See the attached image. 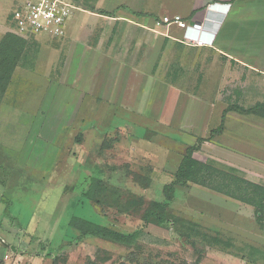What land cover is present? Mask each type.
Listing matches in <instances>:
<instances>
[{
  "label": "rangeland",
  "instance_id": "1",
  "mask_svg": "<svg viewBox=\"0 0 264 264\" xmlns=\"http://www.w3.org/2000/svg\"><path fill=\"white\" fill-rule=\"evenodd\" d=\"M21 1L0 0V39L16 30L12 12ZM65 1L149 11H74L63 35L22 37L17 65L8 78L0 74V256L19 264H264V211L252 214V227L234 222L245 228L230 229L228 250L217 249L221 235L206 233L219 223L196 216L207 228L188 227L190 201L173 199L163 224L144 220L181 159L174 141L182 103L196 95L217 114L233 102L222 72L239 67L179 42L181 28L155 27L146 15L159 2L161 17L193 0ZM72 18L78 25L68 32ZM247 116L253 121L239 131L228 120L229 130L264 143V113ZM164 137L173 141L162 159L156 144ZM93 177L105 183L98 203L84 195ZM72 216L136 233L125 241L84 235Z\"/></svg>",
  "mask_w": 264,
  "mask_h": 264
},
{
  "label": "crops",
  "instance_id": "2",
  "mask_svg": "<svg viewBox=\"0 0 264 264\" xmlns=\"http://www.w3.org/2000/svg\"><path fill=\"white\" fill-rule=\"evenodd\" d=\"M109 1L114 2V0ZM213 3L220 5H212ZM74 5L75 8L71 12L84 14L89 11L85 6H92L107 12H112L119 6L116 12L125 10L130 14L135 11L142 13L149 11V9L143 10L142 8L132 9L122 1L108 8L98 6V4H87L84 7ZM156 7H160V2ZM156 7L150 9V14L156 15L154 19L159 17V14L155 13V10H158ZM179 7L183 9L182 13L178 12L180 9L177 7L172 14H179L185 19L189 17L197 22H202L206 16L218 20V23L208 25L210 30L214 31L211 45L187 44L183 40V32L182 38L178 41L195 50L210 51L224 62L239 67L238 69L226 66L223 68L222 73L226 76L224 89L231 93V97L234 96L233 102L228 104L229 107L238 105L247 109L263 102L264 0H193L190 4ZM164 12H167V9ZM172 14L163 13L162 15ZM81 18L77 19L82 21L83 18ZM74 19H71L66 31H72L78 25L75 23L77 19ZM203 36L208 38L209 35L203 33ZM230 79L231 82H229ZM225 111V109L220 110L216 114L215 105L212 102L191 95L181 105L176 129L177 140L174 141L178 151L177 155L180 158L185 154L187 147L196 145L197 148L193 151L192 157L198 161L200 167L197 181H189L185 186H177L175 202H182L186 206L189 205V201L191 202L193 217L189 219L183 216L186 218L187 225L207 228L196 221V216H200L222 226L223 230L219 228L206 231L207 234L221 235L223 246L215 247L220 250H228L224 246L234 244V240L231 239L233 233L230 229L253 226L254 216L259 215V212L255 213V211L261 209L264 203V143L255 138L252 139L251 135L241 137L242 135L236 132L239 131V127H243V121L247 124L253 121L251 116H247L249 114H239L233 110ZM228 120L236 123V131L229 130ZM220 126L222 130L215 132ZM162 140L165 144L160 143L156 146L162 148L161 158L163 159L168 154L170 142L173 140L168 142L165 137ZM80 145L82 146V143ZM164 184L160 182L161 193ZM252 214H254L253 217ZM241 219L246 221L247 226L243 227V225L234 223Z\"/></svg>",
  "mask_w": 264,
  "mask_h": 264
},
{
  "label": "trees",
  "instance_id": "3",
  "mask_svg": "<svg viewBox=\"0 0 264 264\" xmlns=\"http://www.w3.org/2000/svg\"><path fill=\"white\" fill-rule=\"evenodd\" d=\"M91 12L99 13L102 15H109V12L103 9H97L92 6H85ZM137 16L145 13L142 12H135ZM152 17L155 15L146 14ZM24 35H20L15 29L13 32H7L3 35L0 39V74L1 77L8 78L10 76V72L14 69L17 65L22 53H24V42L25 40L22 38ZM4 85H2L1 89H4ZM226 110H233L237 111L240 114H256V113H264V101L255 104L250 108H243L238 105H233L228 107ZM221 128L218 127V130ZM197 148V146H189L185 150V154L180 160L174 174L173 179L168 183H165L162 187V195L163 199L159 200H151L149 203V209L146 210L144 220H153L157 224H163L164 221H167L165 218V212L167 207L171 204L174 199L175 191L177 186H185L189 181H197L200 167L198 161H196L192 157L193 151ZM92 183L88 189L84 191V195L88 196L90 199L94 200L95 202H99L98 194L101 193L102 188L104 186V181L102 178H92ZM261 209L258 210L259 215L264 211V203L260 207ZM158 209L160 214L158 215L156 212ZM69 224L74 228L79 229L80 233L84 235H92V236H100L104 238H112L118 241H125L128 237H132L136 231L126 234L120 231L114 230L110 227L99 225L95 223H90L85 221L84 219H80L79 217L72 216L70 219ZM179 224V223H178ZM180 225V224H179ZM189 228H195L193 225L188 224ZM192 229V230H193ZM131 239V238H129Z\"/></svg>",
  "mask_w": 264,
  "mask_h": 264
},
{
  "label": "built area",
  "instance_id": "4",
  "mask_svg": "<svg viewBox=\"0 0 264 264\" xmlns=\"http://www.w3.org/2000/svg\"><path fill=\"white\" fill-rule=\"evenodd\" d=\"M73 8L75 5L65 0H22L12 12V20L20 35L46 32L53 36H60L64 34V26ZM215 23H218L216 18L207 16L202 22L192 20L188 22L179 14L162 15L154 19L155 27L177 25L183 30L184 42L196 46L213 43L214 31L210 30L209 26ZM203 33L209 35L208 38L204 37ZM0 264L19 263L8 253H3L0 256Z\"/></svg>",
  "mask_w": 264,
  "mask_h": 264
},
{
  "label": "water",
  "instance_id": "5",
  "mask_svg": "<svg viewBox=\"0 0 264 264\" xmlns=\"http://www.w3.org/2000/svg\"><path fill=\"white\" fill-rule=\"evenodd\" d=\"M12 249H13V247H12Z\"/></svg>",
  "mask_w": 264,
  "mask_h": 264
}]
</instances>
